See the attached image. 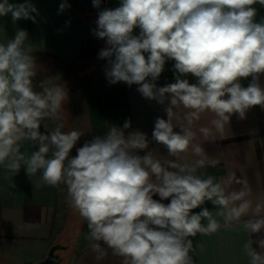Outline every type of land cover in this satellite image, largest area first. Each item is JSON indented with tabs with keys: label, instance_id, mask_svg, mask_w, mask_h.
<instances>
[{
	"label": "clouds",
	"instance_id": "clouds-1",
	"mask_svg": "<svg viewBox=\"0 0 264 264\" xmlns=\"http://www.w3.org/2000/svg\"><path fill=\"white\" fill-rule=\"evenodd\" d=\"M257 3L264 6V0H121L114 10L100 11L96 35L107 38L110 45L101 56H114L110 82L139 84L147 98L172 94V106L192 110L183 116L189 126L201 113L211 111L216 116L211 124L222 133L231 115L244 118L250 107H264V87L259 83L264 74V19L254 20L257 9L252 6ZM93 5L99 8L100 0H93ZM65 6L61 4V10ZM36 11L28 0L0 2V16L11 14L13 23L22 18L34 20L30 13ZM136 28L139 35L133 34ZM25 36L18 31L7 47L0 44V165L12 175L20 170L21 162L29 176L42 169L37 187L64 185L68 206L87 222L89 247L97 254L96 260L106 255L98 243L103 242L114 255L124 258L123 264H193L188 237L212 234L221 227L207 208L193 211L206 200L220 207L217 215L223 217L226 228L250 211L255 219L244 222L245 230L259 233L264 228V198L253 207L246 179H236L233 173L227 183L235 180L243 188L226 195L213 177L201 180L191 174L205 164L203 159L196 166L166 161V168L151 153L140 156L138 150L147 148L144 134L135 132L126 138L123 131L111 127L103 137L77 148L74 157L70 153L83 135L80 130L61 131V123L50 136L41 134V120L60 118L67 93L53 81L46 82L50 86L42 84L43 92L33 91L36 66L21 50ZM169 59L175 61L179 73L176 82L155 90L154 82ZM185 74L198 78V83L181 78ZM249 76L252 82L242 87L240 78ZM166 113L167 120L157 119L153 137L177 156L188 150L195 133L183 124L180 132H174L172 121L180 122L181 116L173 107ZM128 127L126 122L124 128ZM199 131L205 137L211 134L206 127ZM24 137L40 145L28 159L17 143ZM46 141L55 148L51 159L45 158ZM193 150L196 155L203 151L199 145ZM207 163L214 167L219 161ZM169 199L167 204L161 202ZM202 218L207 219L206 226ZM258 246L264 249V239ZM244 250L250 264H264V254L254 250L251 241L244 244Z\"/></svg>",
	"mask_w": 264,
	"mask_h": 264
},
{
	"label": "crops",
	"instance_id": "crops-1",
	"mask_svg": "<svg viewBox=\"0 0 264 264\" xmlns=\"http://www.w3.org/2000/svg\"><path fill=\"white\" fill-rule=\"evenodd\" d=\"M24 2L25 0H9L12 4ZM28 3L37 10L30 13L35 17L34 20L22 18L13 23L11 14L0 16V44L7 47L18 31H24L26 36L21 50L34 59L36 66V76L32 78L33 91L41 93L42 84L50 86L46 82L53 81L67 93L60 118L45 117L41 120V134L50 136L61 123L64 124L61 131L80 130L83 135L70 153V157H74L77 148L96 136L103 137L111 127L123 131L126 138L131 133L139 132L145 135L147 142V148L138 150L140 156L151 153L166 168V161L196 166V162L203 159L205 164L196 166L192 175L201 180L213 177V183H220L227 195L243 188L235 180L227 183L234 173L236 179L248 181L252 195L247 198L252 200L253 207L257 202H262L264 107H250L245 111L244 118H240L238 113L231 115L222 133L216 131L211 124L216 119L215 114L207 110L189 126L183 116L192 110L185 109L182 105L178 108L172 106V94L165 93L164 97L157 94L156 98H147L139 91V84L110 82L108 73L114 56H101L102 51L107 50L110 45L107 38L96 35L99 30L97 21L100 11L114 10L120 6L121 0H108L105 9L93 8L97 17L94 21L77 15L74 0H28ZM61 4L66 5L63 10ZM252 7L257 9L255 22H261L264 19V6L257 3ZM139 32L140 29L136 28L133 34L139 35ZM145 55L147 58V54ZM174 65V60H166L162 73L154 82L155 90L176 82L179 73ZM188 81L190 84L198 83V79ZM240 83L242 87H247L241 81ZM259 83L264 87V74L260 75ZM161 99L163 103L160 102ZM168 107H173V111H178L181 116L180 122L176 119L172 121L174 132H180L179 125L183 124L195 133L188 150L177 156L170 155L166 146L153 137L157 119L167 120ZM126 122L130 127L124 128ZM202 127L211 129V134L205 137L199 131ZM17 143L25 159L30 158L40 146L38 140L33 141L27 137L21 138ZM196 145L203 149L200 155H196L193 150ZM54 150V146L49 143V152L45 158L51 159ZM208 160H217L219 163L213 167L207 163ZM7 163L6 160L5 164ZM168 170L179 171L172 168ZM42 172L41 169L35 176H29L26 165L21 162L20 170L12 175L4 165H0V264H35L47 256L54 244H63L61 239L69 240V243L72 240L69 246L64 243L65 248L62 250L69 247L66 254L57 252L63 264H123L124 258L114 255L113 250L103 242L98 243H101L106 255L103 259H95L97 254L89 247L92 241L88 239L87 222L68 206L66 187H37L36 182L42 177ZM161 202L167 204L170 199ZM204 208L219 221L221 227L212 234L197 233L194 237H188L192 242L189 255L193 264H250V258L244 250V244L249 241L254 250L264 254V249L258 246V242L264 239V228L259 233H252L244 228L246 220L255 219L251 211L239 221H231L226 228L223 217L217 215L221 210L219 206L206 200L193 211L199 213ZM201 223L206 226L208 221L202 218Z\"/></svg>",
	"mask_w": 264,
	"mask_h": 264
},
{
	"label": "rangeland",
	"instance_id": "rangeland-1",
	"mask_svg": "<svg viewBox=\"0 0 264 264\" xmlns=\"http://www.w3.org/2000/svg\"><path fill=\"white\" fill-rule=\"evenodd\" d=\"M74 8L76 9V13L77 15L80 17L83 16V18H86L90 21H94V18L96 19V15H94V9L95 7H93L92 5H90L89 1L88 0H74ZM100 38V37H99ZM62 241V245H64L65 243V246H69L70 243L72 242V240H70V243H69V240H64V239H61ZM69 249V247H67L66 249L62 250H58L57 252H63V254H66L67 250Z\"/></svg>",
	"mask_w": 264,
	"mask_h": 264
},
{
	"label": "water",
	"instance_id": "water-1",
	"mask_svg": "<svg viewBox=\"0 0 264 264\" xmlns=\"http://www.w3.org/2000/svg\"><path fill=\"white\" fill-rule=\"evenodd\" d=\"M88 1H89L90 5H92L94 7L93 0H88ZM107 5H108V0H100V6L98 9H105V8H107ZM95 8H97V7H95ZM63 248H65V246L62 244H54L50 248L47 256L42 261H39L35 264H63L62 258L57 253L58 250L63 249Z\"/></svg>",
	"mask_w": 264,
	"mask_h": 264
},
{
	"label": "trees",
	"instance_id": "trees-1",
	"mask_svg": "<svg viewBox=\"0 0 264 264\" xmlns=\"http://www.w3.org/2000/svg\"><path fill=\"white\" fill-rule=\"evenodd\" d=\"M181 78H186L188 80L198 79V78L194 77L192 74H185ZM240 81L243 83V85L248 86L252 82V77L249 76L247 78H240Z\"/></svg>",
	"mask_w": 264,
	"mask_h": 264
}]
</instances>
